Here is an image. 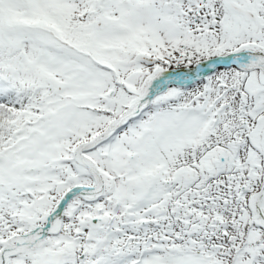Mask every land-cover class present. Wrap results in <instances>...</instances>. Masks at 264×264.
I'll return each mask as SVG.
<instances>
[{
    "label": "snow or ice",
    "instance_id": "snow-or-ice-1",
    "mask_svg": "<svg viewBox=\"0 0 264 264\" xmlns=\"http://www.w3.org/2000/svg\"><path fill=\"white\" fill-rule=\"evenodd\" d=\"M0 264H264V0H0Z\"/></svg>",
    "mask_w": 264,
    "mask_h": 264
}]
</instances>
